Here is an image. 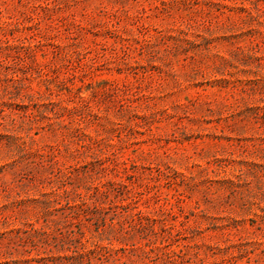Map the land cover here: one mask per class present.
Returning <instances> with one entry per match:
<instances>
[{"label":"rangeland","instance_id":"1","mask_svg":"<svg viewBox=\"0 0 264 264\" xmlns=\"http://www.w3.org/2000/svg\"><path fill=\"white\" fill-rule=\"evenodd\" d=\"M0 264H264V0H0Z\"/></svg>","mask_w":264,"mask_h":264}]
</instances>
